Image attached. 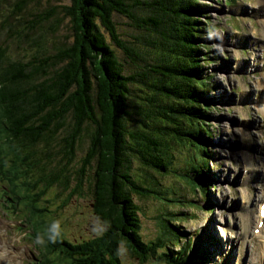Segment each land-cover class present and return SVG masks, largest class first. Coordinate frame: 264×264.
Returning a JSON list of instances; mask_svg holds the SVG:
<instances>
[{
  "label": "trees",
  "instance_id": "16d2710c",
  "mask_svg": "<svg viewBox=\"0 0 264 264\" xmlns=\"http://www.w3.org/2000/svg\"><path fill=\"white\" fill-rule=\"evenodd\" d=\"M28 1L20 2L16 13ZM200 8L197 0H71L62 8L71 19L69 43L59 44L52 54L39 46L38 56L27 61L9 60L0 46V124L14 140L12 150L36 194L34 201L44 202L53 186L62 191L70 185L68 166L88 134L90 149L81 167L95 160L90 206L108 225L89 241L59 238L39 244L43 264L55 262L52 254L65 264H120L122 247L139 264H194L205 257H197L198 250H191L189 238L174 225L182 213L161 214L160 235L144 242L133 201L134 195L152 196L164 206H192L190 200L166 197L164 192L174 194L173 188L160 189L154 174H170L207 204L211 183L204 176L212 157L208 107L201 103L211 86L197 67L204 63ZM113 14L139 31L134 43L120 39ZM99 27L128 59L129 74ZM176 151L183 154L182 169L175 164ZM135 162L141 170H152V176L136 174Z\"/></svg>",
  "mask_w": 264,
  "mask_h": 264
},
{
  "label": "rangeland",
  "instance_id": "374dc122",
  "mask_svg": "<svg viewBox=\"0 0 264 264\" xmlns=\"http://www.w3.org/2000/svg\"><path fill=\"white\" fill-rule=\"evenodd\" d=\"M197 1L201 7L197 19L204 26L199 38L204 63L197 67L210 79L211 86L203 93L201 103L209 112L205 123L210 132L207 149L212 162L204 176L211 183L206 196L208 208L182 179L154 174L162 191L175 190L167 195L163 191L166 197L190 200L192 206H164L152 196L134 195L139 208V234L146 243L155 241L161 232L160 215L182 213V217L177 214L181 220L174 225L191 239L197 257L205 256L195 258V264H264V216L260 219L259 215L261 207L264 213V0L227 4L225 0ZM20 2L25 0H0V46L6 49L9 60L27 61L38 56L39 46L52 54L56 46L70 42L71 19L64 16L62 8L71 0H29L23 11L16 13ZM112 19L120 39L134 43L139 31L118 14ZM99 29L129 74V63L124 64L128 59L109 41L108 33ZM27 31L31 32L30 40L25 36ZM7 134L0 124V264H43L38 256V250H42L39 244L59 238L89 241L101 236L108 225L90 206L94 203L91 179L95 160L81 167L90 149L88 134L77 144L68 166L69 188L61 191L53 186L44 202H35L36 194L12 150L14 140ZM179 152L175 153V164L182 169L183 154ZM132 167L144 179L152 176V170H141L137 162ZM81 180L82 186L76 188ZM259 220L263 221L261 233L257 231ZM208 238L209 254L205 252ZM44 259L49 258L45 255ZM50 259L53 264H65L54 254ZM118 259L120 264H139L124 247L119 249Z\"/></svg>",
  "mask_w": 264,
  "mask_h": 264
},
{
  "label": "bare ground",
  "instance_id": "6f19581e",
  "mask_svg": "<svg viewBox=\"0 0 264 264\" xmlns=\"http://www.w3.org/2000/svg\"><path fill=\"white\" fill-rule=\"evenodd\" d=\"M262 21H264V17H263V20H262ZM262 21H261V22H262ZM29 195H30V194H29ZM28 197H29V196H28ZM30 198H31V197H30ZM30 207H31V206H30ZM262 231L264 232V230H262Z\"/></svg>",
  "mask_w": 264,
  "mask_h": 264
}]
</instances>
